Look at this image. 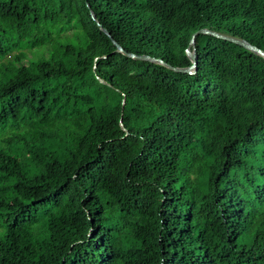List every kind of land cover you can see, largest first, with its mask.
<instances>
[{"label": "trees", "instance_id": "trees-1", "mask_svg": "<svg viewBox=\"0 0 264 264\" xmlns=\"http://www.w3.org/2000/svg\"><path fill=\"white\" fill-rule=\"evenodd\" d=\"M202 29L264 0H0V264H264V58Z\"/></svg>", "mask_w": 264, "mask_h": 264}, {"label": "water", "instance_id": "water-1", "mask_svg": "<svg viewBox=\"0 0 264 264\" xmlns=\"http://www.w3.org/2000/svg\"><path fill=\"white\" fill-rule=\"evenodd\" d=\"M94 18V17H93ZM105 32V30H103ZM198 34H210V35H214L216 37H219V38H222V39H226L230 42H233L237 45H240L242 46L243 48H245L246 50H248L249 52L257 55V56H260L262 58H264V52L259 50L258 48L252 46L251 44H249L248 42L244 41V40H241V39H238V38H233V37H230V36H227V35H224V34H219V33H215V32H212L208 29H202V30H199L197 31L196 33H194L191 37V40H190V44H189V47L188 49L186 50V56L191 60V67L189 68H174L173 70L175 72H180V73H186V74H194L196 73L197 71V59H196V56H195V50H194V45H195V37L198 35ZM117 51L118 52H122V53H125L119 46L117 48ZM133 58H136V59H142V60H150L147 56H134V55H131ZM153 61V60H151ZM157 63L159 64H162V62L160 60H157L156 61Z\"/></svg>", "mask_w": 264, "mask_h": 264}, {"label": "rangeland", "instance_id": "rangeland-1", "mask_svg": "<svg viewBox=\"0 0 264 264\" xmlns=\"http://www.w3.org/2000/svg\"><path fill=\"white\" fill-rule=\"evenodd\" d=\"M27 55H28V57H30V58H32V55L31 54H29V53H27ZM34 58V57H33ZM27 62H25V64H26Z\"/></svg>", "mask_w": 264, "mask_h": 264}]
</instances>
